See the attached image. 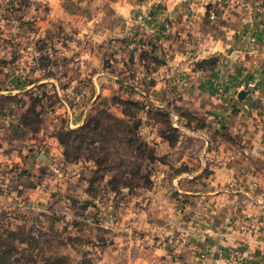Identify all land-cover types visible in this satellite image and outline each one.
<instances>
[{
	"label": "rangeland",
	"instance_id": "obj_1",
	"mask_svg": "<svg viewBox=\"0 0 264 264\" xmlns=\"http://www.w3.org/2000/svg\"><path fill=\"white\" fill-rule=\"evenodd\" d=\"M138 1L128 2L131 13L124 17L119 0H63L56 16L48 4L0 0V86L17 88L5 91L0 101L19 120L7 130L0 122V140L8 142L17 134L23 141L42 143L34 154L31 150L34 161L24 178L32 192L23 196L17 172L0 190V264H102L113 232L109 224L118 222L120 204H134L136 196L150 198L156 183L152 175L163 159L181 171V157L197 155L214 140L201 110L207 98L194 97L190 103L196 107H188L182 94L211 90L225 104L230 91L237 97L232 76H210L225 64L223 53L194 61L190 55L195 49H189V58L181 60L188 59L191 71L204 76H183L177 70L176 76H165L164 67L173 57L167 42L178 43L185 54L188 44L176 38L183 34L169 33L166 20L160 32L153 31L156 14L167 10L163 2ZM221 2L211 1L210 9L219 12ZM258 5L264 9V0ZM260 19L264 23V13ZM210 21H215L212 16ZM212 28L203 26L208 32ZM161 73L164 76H157ZM158 89L177 95L155 97ZM101 112L137 129L143 150L116 143L120 155L100 168L88 158L93 146L65 149L60 135ZM82 113L85 120L79 124ZM221 138L233 137L223 131ZM241 179L254 183L253 178ZM198 182L201 187L206 181Z\"/></svg>",
	"mask_w": 264,
	"mask_h": 264
},
{
	"label": "crops",
	"instance_id": "obj_2",
	"mask_svg": "<svg viewBox=\"0 0 264 264\" xmlns=\"http://www.w3.org/2000/svg\"><path fill=\"white\" fill-rule=\"evenodd\" d=\"M30 1L48 4L54 16L63 4V0ZM131 1L139 2L119 0L118 11L124 17L131 13ZM156 1L163 2L167 10L156 14L153 31L160 32L166 20L169 33L183 34L181 39L178 35L176 38L185 47L188 44L185 54L178 43L167 42V51L173 57L168 59L164 75L176 76L177 70L183 76H204L191 71L188 59L181 60L185 55L189 58V49H195L190 55L194 61L223 53L225 64L210 76H232L237 80V97L230 91L229 104H225L211 90L190 89L182 94L188 107H196L190 103L194 97L207 98L201 110L214 131V140L210 139L197 155L181 157V171L172 168L169 160L161 159L152 175L156 183L150 198L136 196L134 204H120L118 222L109 224L113 232H108L102 264H235L236 258H242L243 264H264V23L260 19L264 9L258 5L262 0H222L219 12L210 9L209 3L214 0ZM187 5L194 8L189 10ZM211 16L215 21H210ZM203 26L213 28L208 32ZM248 84L253 85L251 89L245 88ZM243 89L246 95L241 99ZM11 90L16 92L17 88L5 90L0 86V100L5 91ZM166 94L177 95L158 89L154 96ZM85 115L82 113L79 124ZM0 122L6 130L11 123L19 122L14 110H6L1 101ZM223 131L230 133L232 141L221 138ZM19 138L16 134L8 142L0 140V190L16 179L17 172L24 196L32 192L31 184L25 187L24 178L30 174L34 149L42 143ZM194 162H199L195 168L191 167ZM199 178L206 181L201 187ZM241 178H253L254 183L244 184ZM203 200L207 204H202ZM188 224L195 228L188 230ZM182 228L184 233L178 235ZM234 250L240 251L233 254ZM169 255L175 260L170 261Z\"/></svg>",
	"mask_w": 264,
	"mask_h": 264
},
{
	"label": "trees",
	"instance_id": "obj_3",
	"mask_svg": "<svg viewBox=\"0 0 264 264\" xmlns=\"http://www.w3.org/2000/svg\"><path fill=\"white\" fill-rule=\"evenodd\" d=\"M111 120L112 124L109 123ZM59 140L65 149H68L69 145L78 150L86 146H93L94 150H89L90 154L93 152L94 154L88 158L92 159L100 168L103 164H108L113 157L117 156L116 154L120 155V151L114 148L116 143L134 149L135 152L143 150L137 129L132 128L122 119L112 117L107 112H101V114L91 117L79 128L60 135ZM119 160L123 162V159L119 158Z\"/></svg>",
	"mask_w": 264,
	"mask_h": 264
},
{
	"label": "built area",
	"instance_id": "obj_4",
	"mask_svg": "<svg viewBox=\"0 0 264 264\" xmlns=\"http://www.w3.org/2000/svg\"><path fill=\"white\" fill-rule=\"evenodd\" d=\"M234 263L235 264H243L242 258H236V261Z\"/></svg>",
	"mask_w": 264,
	"mask_h": 264
},
{
	"label": "water",
	"instance_id": "obj_5",
	"mask_svg": "<svg viewBox=\"0 0 264 264\" xmlns=\"http://www.w3.org/2000/svg\"><path fill=\"white\" fill-rule=\"evenodd\" d=\"M246 95V92L243 90L240 92L239 97L242 99Z\"/></svg>",
	"mask_w": 264,
	"mask_h": 264
}]
</instances>
